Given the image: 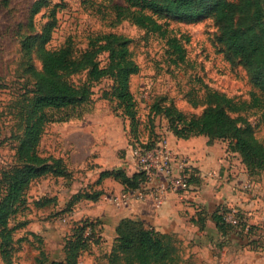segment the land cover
I'll use <instances>...</instances> for the list:
<instances>
[{"label":"trees","instance_id":"16d2710c","mask_svg":"<svg viewBox=\"0 0 264 264\" xmlns=\"http://www.w3.org/2000/svg\"><path fill=\"white\" fill-rule=\"evenodd\" d=\"M125 4L112 3L109 10L110 25L123 20L157 32L165 38L176 55L175 62L185 61L186 47L172 33V19L193 21L211 18L217 28L216 40L220 50L230 63L239 62L248 74L253 87L251 98L230 96L226 92L205 85L202 93L193 101L203 106L199 114L186 113L174 102L168 104L155 100L150 105L149 140L140 145L146 149L155 147L160 135L155 129V117L167 120L168 129L177 137L190 138L206 135L209 142L228 141L229 150L241 157L249 175L264 177V141L257 135L255 124L247 113L253 108H264V0H125ZM52 0H35L31 8L29 25L36 28L35 15L44 7L47 20L40 30L24 35L21 51L25 72L32 79V87L17 96L13 103L20 134L16 146V162L0 170V264H17L15 253L22 238H16V230L26 221L12 225V221L27 202V191L35 180L49 174L69 175L63 157L46 155L41 141L48 125L54 121H68L76 116L78 108L93 98V86L102 79H112L110 89L103 95L111 100L122 114L131 119L133 131L138 137L140 124L138 101L131 88L133 74L140 70L130 49L131 38L114 31H101L88 37L87 46L77 48L72 39L57 48L47 43L57 24L56 9ZM107 53L103 61L100 56ZM87 71V78L76 83L71 76ZM190 181L199 183L198 171L193 168ZM112 177L124 186L125 191L135 190L147 181L143 170L129 173L124 166L104 169L97 183ZM103 190L82 191L73 195V202L82 199L97 201ZM51 198L36 201L46 205ZM72 202V203H73ZM71 203V204H72ZM230 209L219 206L212 214L217 228L226 242L233 232L251 236L259 224H249L244 214L236 215L239 222L226 220ZM205 210L194 218L200 227L205 226ZM102 222L98 218L79 221L72 235L66 238L63 255L50 257L40 248L39 264H79L81 255L103 240ZM255 244L259 240H253ZM185 246L175 234L162 233L137 217H124L116 227V236L107 256L111 264H183Z\"/></svg>","mask_w":264,"mask_h":264},{"label":"rangeland","instance_id":"374dc122","mask_svg":"<svg viewBox=\"0 0 264 264\" xmlns=\"http://www.w3.org/2000/svg\"><path fill=\"white\" fill-rule=\"evenodd\" d=\"M52 1L59 6L56 9L57 24L47 43L49 48H57L67 39H72L77 48H84L88 37L101 31H114L131 38L130 49L140 70L132 75L130 88L138 101L142 123L137 137L132 130L131 119L103 95L104 90L110 89L112 84V79L106 77L93 86V98L78 108L76 116L48 125L41 149L46 155L63 157L69 175L49 174L35 180L28 189L27 202L12 221V225L26 221V225L15 233L16 238H22L15 253L17 264H39L37 256L40 248H44L52 258L62 256L65 240L73 234L79 221L87 218L100 220L99 216L93 215L94 210H103L104 204L98 205L99 201L120 206L105 194L110 196L122 192L117 193L115 185H108L109 190H106V182L99 184L97 179L104 169L125 166L129 173L136 170L133 150L149 140L147 125L153 101L174 102L186 113L199 114L203 106H195L193 101L206 84L230 96L245 99L251 98L253 90L246 68L239 62L230 63L220 50L216 40L217 28L209 17L193 21L171 20L169 28L186 47L185 61L177 63L173 48L157 32L142 28L130 20L110 25V5L115 2L125 4V0ZM34 2L0 0V170L16 162V136L20 130L13 103L33 83L24 71L21 40L24 35L39 31L47 20L43 14L49 7H44L34 17L36 28L29 25ZM107 56L104 53L100 58L105 61ZM70 78L81 83L87 78V71ZM247 115L255 124L257 135L264 141V108H253ZM155 124L160 137L167 135L166 119L157 116ZM222 144L227 147L229 142ZM232 159L238 172H245L241 158ZM221 175L224 173L219 172L216 177L220 179ZM100 189L104 193L98 202L91 199L73 202V195L77 192ZM43 198H51V201L38 205L36 201ZM258 204L255 210L240 206L237 202L227 201L223 204L230 209V213L244 214L249 224H259L257 233L248 236L246 228L244 234L238 233L240 239L228 240L223 245L224 239H220L215 241L218 243L214 242L216 245L213 249L189 245L185 250L189 257L186 264H264V197L260 198ZM101 226L103 233L106 227ZM104 238L100 244L93 245L81 255L79 264H111L107 256L109 239ZM253 240H259V243L255 244Z\"/></svg>","mask_w":264,"mask_h":264},{"label":"crops","instance_id":"0c3cea01","mask_svg":"<svg viewBox=\"0 0 264 264\" xmlns=\"http://www.w3.org/2000/svg\"><path fill=\"white\" fill-rule=\"evenodd\" d=\"M167 134L173 149L179 156L187 157L198 171L200 181L191 190L178 193L161 187L164 182L162 176L152 178L142 188L129 191H125L124 186L112 177L103 179L106 190H109L108 185H115L117 193L124 192L129 196L128 202L120 206L105 200L97 201L100 206L104 204L103 210L93 211V215L99 216L106 227L102 234L104 239H109V252L116 236V227L124 217H137L157 231L175 234L183 241L185 250L193 244L213 249L215 243H218L215 241L224 238L212 217L213 212L227 201L255 210L259 206L260 198L264 197V177L262 180L255 179L249 175L247 169L239 173L232 164V158L240 156L229 150L228 146L224 147V140L217 139L210 143L206 135L180 138L169 129ZM210 172H214V175ZM219 172L224 173L219 176L220 179L216 177ZM229 173L232 176H227ZM140 191L144 193L143 197L139 196ZM201 209L205 210L204 227L194 221ZM238 235L233 232L226 242L237 240ZM185 259L186 264L189 259L186 254Z\"/></svg>","mask_w":264,"mask_h":264},{"label":"built area","instance_id":"2783aa9c","mask_svg":"<svg viewBox=\"0 0 264 264\" xmlns=\"http://www.w3.org/2000/svg\"><path fill=\"white\" fill-rule=\"evenodd\" d=\"M133 153L137 161L136 170H143L147 174V181L140 188L156 176L164 178L161 186L164 190L184 193L196 185L190 181L194 167L187 157L179 156L173 149L169 143L168 134L163 136L155 147L146 149L138 145L134 147ZM210 174L214 175V172H210ZM139 196L143 197L144 193L140 191ZM108 199L118 204H125L128 202L129 196L122 192L110 195ZM225 218L230 222H239L237 215L230 211L226 213Z\"/></svg>","mask_w":264,"mask_h":264}]
</instances>
